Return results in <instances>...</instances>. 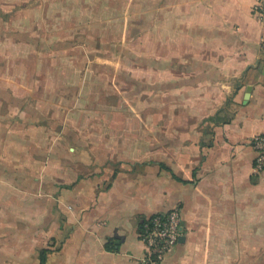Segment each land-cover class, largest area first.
<instances>
[{
    "label": "crops",
    "instance_id": "0c3cea01",
    "mask_svg": "<svg viewBox=\"0 0 264 264\" xmlns=\"http://www.w3.org/2000/svg\"><path fill=\"white\" fill-rule=\"evenodd\" d=\"M259 2L100 0L105 71L76 62L52 95L0 80V264H145V224L175 208L158 264H264Z\"/></svg>",
    "mask_w": 264,
    "mask_h": 264
},
{
    "label": "rangeland",
    "instance_id": "374dc122",
    "mask_svg": "<svg viewBox=\"0 0 264 264\" xmlns=\"http://www.w3.org/2000/svg\"><path fill=\"white\" fill-rule=\"evenodd\" d=\"M99 1L95 5L92 0H0V80L15 77L19 90L27 89L26 82L35 79L34 86L44 92L38 81L47 78L52 95L56 77L72 76L76 62L88 69L92 64V75L97 69L105 71L104 64L111 65V59L94 52L95 43L90 45L89 40L98 41L97 34L107 32L103 19L111 8ZM127 13L126 19L131 11Z\"/></svg>",
    "mask_w": 264,
    "mask_h": 264
},
{
    "label": "built area",
    "instance_id": "2783aa9c",
    "mask_svg": "<svg viewBox=\"0 0 264 264\" xmlns=\"http://www.w3.org/2000/svg\"><path fill=\"white\" fill-rule=\"evenodd\" d=\"M258 17L264 22L263 0L256 7ZM254 147L257 150L255 160L256 170L264 168V135L254 138ZM182 216L178 208L167 214H156L144 226L142 238L146 243L145 264H158L164 259L169 250L179 242L181 235Z\"/></svg>",
    "mask_w": 264,
    "mask_h": 264
},
{
    "label": "trees",
    "instance_id": "16d2710c",
    "mask_svg": "<svg viewBox=\"0 0 264 264\" xmlns=\"http://www.w3.org/2000/svg\"><path fill=\"white\" fill-rule=\"evenodd\" d=\"M221 112V111H220ZM220 112H218V114H216L214 117H213V119L217 122V123H219V122H229L230 120H231V115L230 116H228V115H221L220 114ZM261 135H264V134H261ZM252 142H254V140L252 141ZM257 151V150H256ZM258 154V153H257ZM255 160H256V158H255ZM150 221V220H149Z\"/></svg>",
    "mask_w": 264,
    "mask_h": 264
}]
</instances>
